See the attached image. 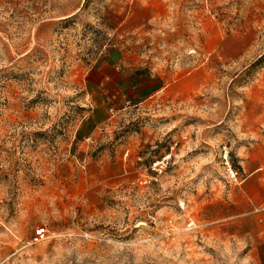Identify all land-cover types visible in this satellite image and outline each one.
<instances>
[{"label":"rangeland","instance_id":"374dc122","mask_svg":"<svg viewBox=\"0 0 264 264\" xmlns=\"http://www.w3.org/2000/svg\"><path fill=\"white\" fill-rule=\"evenodd\" d=\"M0 264H264V0H0Z\"/></svg>","mask_w":264,"mask_h":264},{"label":"built area","instance_id":"2783aa9c","mask_svg":"<svg viewBox=\"0 0 264 264\" xmlns=\"http://www.w3.org/2000/svg\"><path fill=\"white\" fill-rule=\"evenodd\" d=\"M223 156H225V153L223 154ZM144 181V179H142Z\"/></svg>","mask_w":264,"mask_h":264},{"label":"crops","instance_id":"0c3cea01","mask_svg":"<svg viewBox=\"0 0 264 264\" xmlns=\"http://www.w3.org/2000/svg\"><path fill=\"white\" fill-rule=\"evenodd\" d=\"M97 70H99V68H98ZM103 77H104V76H103ZM105 77H108V76H105Z\"/></svg>","mask_w":264,"mask_h":264}]
</instances>
